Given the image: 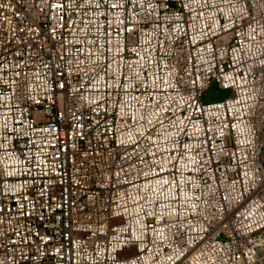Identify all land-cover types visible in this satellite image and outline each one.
<instances>
[{
    "label": "built area",
    "instance_id": "obj_1",
    "mask_svg": "<svg viewBox=\"0 0 264 264\" xmlns=\"http://www.w3.org/2000/svg\"><path fill=\"white\" fill-rule=\"evenodd\" d=\"M261 249L264 0H0V264Z\"/></svg>",
    "mask_w": 264,
    "mask_h": 264
},
{
    "label": "rangeland",
    "instance_id": "obj_2",
    "mask_svg": "<svg viewBox=\"0 0 264 264\" xmlns=\"http://www.w3.org/2000/svg\"><path fill=\"white\" fill-rule=\"evenodd\" d=\"M229 96H232V91L230 90H222L216 86V84L210 85L202 95L201 99L203 103H209L213 101H220ZM264 252V249L259 250V255ZM128 254V251L121 252V256H125Z\"/></svg>",
    "mask_w": 264,
    "mask_h": 264
}]
</instances>
